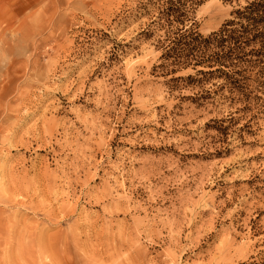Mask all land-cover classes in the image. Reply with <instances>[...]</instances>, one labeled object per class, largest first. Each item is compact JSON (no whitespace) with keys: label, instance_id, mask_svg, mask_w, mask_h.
<instances>
[{"label":"rangeland","instance_id":"374dc122","mask_svg":"<svg viewBox=\"0 0 264 264\" xmlns=\"http://www.w3.org/2000/svg\"><path fill=\"white\" fill-rule=\"evenodd\" d=\"M166 3L0 0V264H264V89L162 60Z\"/></svg>","mask_w":264,"mask_h":264},{"label":"trees","instance_id":"16d2710c","mask_svg":"<svg viewBox=\"0 0 264 264\" xmlns=\"http://www.w3.org/2000/svg\"><path fill=\"white\" fill-rule=\"evenodd\" d=\"M201 1L167 0L163 16L168 25L178 28L167 40L161 59L172 61L174 66L210 70H199L202 75L219 73L226 78L231 95L248 102L255 90L264 89V0H246L234 20L207 37L186 24L191 7ZM248 73L255 77L254 90Z\"/></svg>","mask_w":264,"mask_h":264}]
</instances>
